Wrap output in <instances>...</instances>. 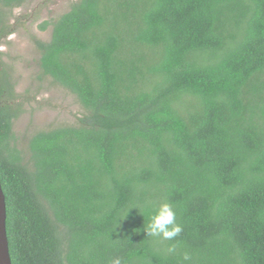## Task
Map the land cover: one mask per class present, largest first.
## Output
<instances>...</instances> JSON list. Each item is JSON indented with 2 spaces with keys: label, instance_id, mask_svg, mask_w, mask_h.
I'll list each match as a JSON object with an SVG mask.
<instances>
[{
  "label": "trees",
  "instance_id": "16d2710c",
  "mask_svg": "<svg viewBox=\"0 0 264 264\" xmlns=\"http://www.w3.org/2000/svg\"><path fill=\"white\" fill-rule=\"evenodd\" d=\"M48 26L41 75L85 114L25 161L0 66L11 263L264 264V0H77ZM165 202L182 231L147 235Z\"/></svg>",
  "mask_w": 264,
  "mask_h": 264
},
{
  "label": "rangeland",
  "instance_id": "374dc122",
  "mask_svg": "<svg viewBox=\"0 0 264 264\" xmlns=\"http://www.w3.org/2000/svg\"><path fill=\"white\" fill-rule=\"evenodd\" d=\"M76 1L27 0L13 9L0 4V15L10 31L0 41V66L18 107L12 131L25 161L28 141L35 133L74 126L85 114L73 95L41 75L35 47V41L47 42L51 35V26L45 30L40 26L66 13Z\"/></svg>",
  "mask_w": 264,
  "mask_h": 264
},
{
  "label": "clouds",
  "instance_id": "9594fccd",
  "mask_svg": "<svg viewBox=\"0 0 264 264\" xmlns=\"http://www.w3.org/2000/svg\"><path fill=\"white\" fill-rule=\"evenodd\" d=\"M182 231L181 227L176 223V213L173 210V205L170 203H162L150 216L145 232L151 236H162L170 239L177 236ZM173 251V249H169ZM185 260L188 256L185 255ZM113 264H121L120 259L113 261Z\"/></svg>",
  "mask_w": 264,
  "mask_h": 264
},
{
  "label": "water",
  "instance_id": "95a60500",
  "mask_svg": "<svg viewBox=\"0 0 264 264\" xmlns=\"http://www.w3.org/2000/svg\"><path fill=\"white\" fill-rule=\"evenodd\" d=\"M0 264H12L6 232V203L0 184Z\"/></svg>",
  "mask_w": 264,
  "mask_h": 264
}]
</instances>
